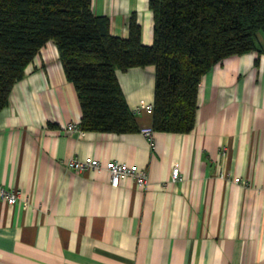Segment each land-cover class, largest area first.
<instances>
[{"label":"crops","instance_id":"obj_1","mask_svg":"<svg viewBox=\"0 0 264 264\" xmlns=\"http://www.w3.org/2000/svg\"><path fill=\"white\" fill-rule=\"evenodd\" d=\"M113 35L127 37L134 14L140 40H153L148 0H91ZM256 49L214 63L201 77L187 132L83 133L80 103L47 40L0 109V264H264V29ZM153 64L116 69L128 107L153 102ZM138 127L152 115L134 114ZM136 163L137 187L106 170L75 171L69 157ZM176 164L179 179H171ZM222 173V175H220ZM238 176L240 181L232 180Z\"/></svg>","mask_w":264,"mask_h":264},{"label":"trees","instance_id":"obj_2","mask_svg":"<svg viewBox=\"0 0 264 264\" xmlns=\"http://www.w3.org/2000/svg\"><path fill=\"white\" fill-rule=\"evenodd\" d=\"M153 40H140L134 14L128 35L109 31L91 0H0V109L12 85L47 40L58 49L76 89L82 130H140L115 70L153 64L152 130L187 132L194 125L198 84L222 58L256 49L264 0H148Z\"/></svg>","mask_w":264,"mask_h":264},{"label":"built area","instance_id":"obj_3","mask_svg":"<svg viewBox=\"0 0 264 264\" xmlns=\"http://www.w3.org/2000/svg\"><path fill=\"white\" fill-rule=\"evenodd\" d=\"M153 103L152 102H139L137 103L133 109L131 110L133 114H138L141 111H145L147 113H152ZM64 129L70 132L83 133L78 123L67 122L64 126ZM140 131L146 136L149 140L151 139L152 127L144 126L140 127ZM66 165L75 170L82 171L88 168H91L97 172L102 170H106L109 173L110 183L114 186L118 185L120 178L123 176H129L132 178L134 184L141 188L144 187L148 181L147 170L143 167H139L136 163L125 162V161H117L114 159H109L104 162L100 161L98 158L86 156L83 158H78L75 156L69 157L66 162ZM222 175V173H220ZM179 169L176 164H174L171 168V179H179ZM232 180L235 182L240 181L238 176H233ZM263 195H264V188ZM19 196V191L15 188L8 189L0 184V197L3 198L7 203H15Z\"/></svg>","mask_w":264,"mask_h":264}]
</instances>
